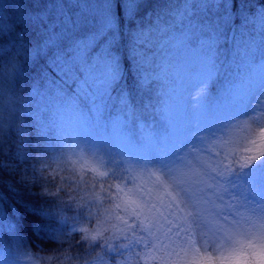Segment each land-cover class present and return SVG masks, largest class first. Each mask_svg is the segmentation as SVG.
Masks as SVG:
<instances>
[{"label":"trees","instance_id":"obj_1","mask_svg":"<svg viewBox=\"0 0 264 264\" xmlns=\"http://www.w3.org/2000/svg\"><path fill=\"white\" fill-rule=\"evenodd\" d=\"M3 2L8 10L0 18L9 29L0 31V241L16 238L41 252L46 241L63 238L69 221L42 192L51 189L36 153L60 140L75 150V117L83 137L121 155L115 128L136 152L146 132L164 151L175 139L169 92L189 53L198 50L212 72V95L199 100V129L208 114L233 113L237 85L264 66V0ZM2 260L16 259L0 247Z\"/></svg>","mask_w":264,"mask_h":264},{"label":"clouds","instance_id":"obj_2","mask_svg":"<svg viewBox=\"0 0 264 264\" xmlns=\"http://www.w3.org/2000/svg\"><path fill=\"white\" fill-rule=\"evenodd\" d=\"M36 159L69 222L43 252L0 241L18 264H264V89L166 151L121 155L80 138Z\"/></svg>","mask_w":264,"mask_h":264},{"label":"rangeland","instance_id":"obj_3","mask_svg":"<svg viewBox=\"0 0 264 264\" xmlns=\"http://www.w3.org/2000/svg\"><path fill=\"white\" fill-rule=\"evenodd\" d=\"M5 10H8V4L3 2L2 5H0V14H5ZM103 10H106L105 4L103 5ZM18 18L17 22L20 21ZM6 25L7 21L4 18L2 20L0 18V31H2ZM8 29L9 26H7L2 32H7ZM183 41L185 42L186 39H183ZM103 68V73L108 75L110 67L106 61L103 63ZM211 76L212 72L209 62L198 50H194L189 53L182 63L179 64L178 70L176 72L175 82L173 83V87L169 92L171 95H173V100L170 104L171 109L169 110L168 115H171L173 118V123L171 121V124L175 132V139H172L170 143L164 142V151L168 150L169 147H174L192 131L199 130V100L202 95V90L209 83ZM104 81L105 80H103V84ZM260 89H264V66H262L260 71L256 73L254 79H246V81H243L237 85L234 96L237 100L235 104L236 109L241 105L248 104L252 99H254V93ZM14 101L15 99L11 101V105H13ZM74 119L76 120V123H73L75 129L73 145L76 147V142L80 138L85 137L82 136L80 129L81 123L77 120V117ZM114 137L116 139V144L122 153L143 154L146 151L155 150L153 136L150 132L143 133L142 137L143 141H145V147L140 149L138 152H136L137 148L133 145L124 146L123 141L125 140V137L118 131V128H115L114 130ZM177 139L180 141H177ZM0 264H18V261L2 260L0 261Z\"/></svg>","mask_w":264,"mask_h":264}]
</instances>
